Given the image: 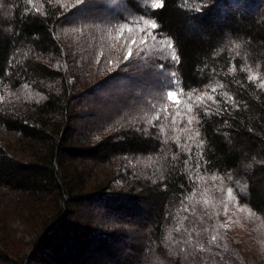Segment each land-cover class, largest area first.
Segmentation results:
<instances>
[{
  "label": "trees",
  "instance_id": "trees-1",
  "mask_svg": "<svg viewBox=\"0 0 264 264\" xmlns=\"http://www.w3.org/2000/svg\"><path fill=\"white\" fill-rule=\"evenodd\" d=\"M86 1L0 0V229L9 202L21 206L13 216L40 203L51 209L41 226H29L33 239L17 264H146L128 227L143 223L157 246L148 264H264V0L254 13L255 0H164L159 9L126 0L136 12L126 24L155 21L157 37L174 44L179 62L168 63L180 89L214 100L184 114L196 118L191 125L173 124L175 108L165 102L103 134L75 121L90 115L81 99L125 59L122 38L110 35L124 24L86 20ZM87 26L102 34L96 54H111L105 64L89 56L88 67H98L85 75L86 63L69 66L67 44ZM156 62L167 65L162 55ZM237 208L252 213L257 249L233 244L227 226ZM9 235L0 236L1 260Z\"/></svg>",
  "mask_w": 264,
  "mask_h": 264
},
{
  "label": "rangeland",
  "instance_id": "rangeland-1",
  "mask_svg": "<svg viewBox=\"0 0 264 264\" xmlns=\"http://www.w3.org/2000/svg\"><path fill=\"white\" fill-rule=\"evenodd\" d=\"M261 1L262 0H255L253 8L249 11L251 13L257 12ZM136 2L142 5L147 4L149 7H152L153 4V0H136ZM229 2L233 6H239L242 0H229ZM5 6V4L0 5V12L5 10ZM84 6L86 8L84 12H89L85 19L92 23L100 22L101 20L104 21L108 18L113 22L115 18V20L118 19L117 23L124 24L122 26L127 25L129 28H132L134 30L132 33L125 30L123 37H121L122 43L126 48L128 47L124 43L126 39L135 36L139 40L140 37L145 35L144 32L135 31V29L143 26L144 19L141 20L142 23L126 24L127 21L135 18L134 15L136 14L135 10L127 6L126 0H87ZM140 10L139 15L143 14L142 7ZM87 27L91 28L90 31L81 28L80 34H84L85 36L76 38L75 44H67L68 49L66 46L67 52L70 51L73 55L72 62L69 63V66L73 65L72 67L78 70L86 63L82 71V74L85 75H88L86 73H88L89 70L98 67L97 65H95V67L93 65L88 67L87 62L89 61V56L92 57V61H100V63L102 62L105 64V62L109 60L111 54L110 52L102 54L101 56L96 54L94 51L95 48L92 47L93 41L101 38L102 34L99 33L100 31L97 29H94V27ZM148 31L153 30L148 29ZM110 35L117 37L118 31L111 32ZM153 35L155 39L150 37L144 44L132 45V55L124 59L115 69L114 73L116 76L106 80V82H101L104 83L103 86L97 88L93 96L81 99V104L78 106L79 109L87 111L90 115L86 119H77L75 122H88V131L85 130L87 133L103 134V132H106L111 126L128 128L131 122L136 120L141 122V119L144 120V117H150L147 115H151L153 112L150 111L151 109L155 111L156 108H161L165 102L168 103L167 93L169 91L179 92L181 90L180 79L176 74L175 68H169L168 62L169 59H171L172 53L170 49L164 46L167 41L159 36L157 37L155 30L153 31ZM81 38L82 40H87L85 45L79 44V39ZM152 55L154 56L153 58H151ZM160 55L164 57L167 65L164 63L157 64L156 61L160 59ZM173 73H175V76L172 75ZM72 76H74V72ZM157 111L154 113L156 119L159 117ZM160 112L162 113L163 119L165 113L163 110H160ZM100 176L102 177L101 174ZM121 183L122 181L119 180L114 183V185L120 186ZM16 207L20 208L21 206H18L17 203L9 202V211L6 212V225L1 226L2 230L0 229V236H7L10 233L9 239L5 240V242L8 243L10 255L6 260L0 259V264H17L19 256L27 252L29 243L33 239L34 233L29 226L33 228L36 222L41 226L42 216L51 211L50 205L40 203L37 204L36 207L28 210L24 209L22 215L13 216L10 210ZM248 214L249 212L245 208L235 209V212L231 214L232 221L230 225L227 226V229L234 237L233 240L235 243L233 244L235 247L237 245L244 248L250 245L251 249L249 248V251H252V249H257L253 244L258 243L259 235L248 233V229L249 231H254L252 228L255 227L252 222V216ZM143 224L142 226L134 224L128 227L130 228L129 230L135 234L136 244H142L143 248H145V263L148 264L151 263L153 259L155 260V250L157 251V246L154 245L150 238L153 233L152 226L147 223ZM11 245L14 247H11ZM0 248H4L1 242ZM253 253L257 254L254 251Z\"/></svg>",
  "mask_w": 264,
  "mask_h": 264
},
{
  "label": "snow or ice",
  "instance_id": "snow-or-ice-1",
  "mask_svg": "<svg viewBox=\"0 0 264 264\" xmlns=\"http://www.w3.org/2000/svg\"><path fill=\"white\" fill-rule=\"evenodd\" d=\"M49 2H51V0H49ZM82 2V0H81ZM29 3H31V0H29ZM152 7L159 9L164 7V0H153V4ZM39 9H37L38 11ZM159 27V25L155 22V21H149V20H145L143 21V26L139 27L137 29H135V31H140V32H144L145 35L140 37L139 40L135 37V36H131L130 39H126L124 41V43L128 46L127 47V54L125 56V59H127L128 57H130L132 55V45L134 44H144L147 42V40L151 37L152 39H155V36L153 35V31L155 29H157ZM148 29H151L153 31H148ZM125 30H127L129 33H132L134 30L132 28H129L127 25L123 26L121 29L118 30V35L116 37V39L119 41L121 39V37H123ZM167 49L172 50V55H171V59L175 62H179V57L176 55L175 51H174V44L171 42V40H168L166 42V44L164 45ZM173 76H175V73L172 74ZM259 77L256 75H250L249 76V80L251 81H255L258 80ZM260 87L264 88V80H262L260 82ZM213 92L216 91L215 88L212 89ZM186 96V98H185ZM205 99L208 100H214V97L205 94H202L200 96H196L195 98H193L191 93L185 94L183 92V90H180L179 92L177 91H169L167 93V100H168V104H171L174 106L175 108V112L172 115V122L173 124H176L178 119H187V123L188 125H191L194 120L196 119L194 116L188 115L187 117H185V113H192L193 112V105H200L203 104ZM229 100H232L233 98L228 97ZM168 104H166L164 106V111L167 112L168 111ZM159 118V117H157ZM186 131H190V129H185ZM197 136H199V132L196 133ZM192 137H189V139H191ZM201 146L203 144V141L200 142ZM227 195L229 197V202H231L234 197L232 195V190L228 189L227 191ZM206 203V202H205ZM225 213H227V208H225ZM249 214L251 215L252 213L249 212ZM221 227H224V225H221ZM213 239L215 240V237H213Z\"/></svg>",
  "mask_w": 264,
  "mask_h": 264
}]
</instances>
